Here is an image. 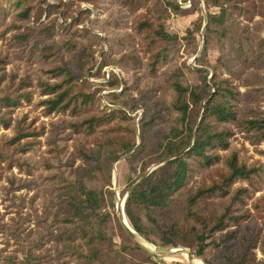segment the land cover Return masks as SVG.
I'll use <instances>...</instances> for the list:
<instances>
[{"label": "trees", "instance_id": "1", "mask_svg": "<svg viewBox=\"0 0 264 264\" xmlns=\"http://www.w3.org/2000/svg\"><path fill=\"white\" fill-rule=\"evenodd\" d=\"M4 1L8 2L12 12L6 27H24L23 31L13 33L12 42L20 45L30 40L29 46L38 48L39 56L47 64L42 69L46 75H37L35 81L38 94L46 95L39 99L45 112H68L72 118L65 126L83 136L92 135L99 125L116 114L120 119V123L109 125L96 134L91 145L86 146L79 141L75 143L77 154L85 161L79 172L72 177V170H68L67 174H50L51 180L57 179L51 192L47 190L49 195L43 197L42 212L35 216L39 228L24 235L18 234L16 240L25 249L20 257L6 255V264H151L150 254L125 229L120 249L112 246V241L104 233L101 225L103 216L98 210L102 205L101 188L104 183L99 190L95 188L97 184L89 183L91 179L98 181V177L110 183L112 162L127 152L126 159L133 175L138 173V161L145 166L149 162L165 160L143 176L125 198V215L137 232L162 245H188L205 264H264L253 251L264 240V232L255 222L248 221L252 211L243 208L244 196L250 189L245 185H231L237 179H244L251 187H259L260 183H264V164H247L239 158L236 148H230L226 154L219 151L230 147L229 137L233 133L230 122L248 133L255 142L264 138V109L246 106L244 114L238 115L237 102L242 93L229 77L218 72L221 68L237 76L246 66H260L264 58V38L255 39L247 32L246 26H239V20L234 16L235 11L246 13L247 4H241L243 0H206L220 8L217 13L207 14L204 33L205 41L210 33H214L219 41L216 63L211 64L214 72L208 77L209 70L193 67L198 72L199 81L190 84L180 67L173 66L166 77L170 78L160 86L158 96L148 94L139 98L142 99L143 114L137 134V127L126 110L113 108L110 112L98 113L99 82L87 78V68L96 63L98 67L112 63L135 69L146 66L148 71L155 73L178 49V35L169 32L160 21L155 22L148 16L139 17L133 28L142 48L149 49L150 56L144 60L136 51L135 35L128 30H119L123 23L116 16L91 18L88 24L85 21L78 26L83 22L80 14L84 13L86 20L90 10L78 9L76 14L68 13L63 7L59 9L63 20L71 19L59 22L61 36L58 40L45 41L50 39L56 25L53 20L44 21L38 15L43 13L49 17L60 6L59 3L0 0V17L9 12L3 5ZM83 1L99 5L107 0ZM111 1L134 9L146 0ZM159 4L163 10L186 8L178 0H160ZM28 21L36 22L28 24ZM200 26L201 23L196 21V28ZM96 28L105 34L102 36L94 31ZM5 30H0L1 36ZM102 40L107 41L117 55L103 50ZM95 45L99 46V60L94 54ZM61 51L69 53L68 57L54 56ZM78 51L80 56L75 69L69 57ZM5 60V55H0V124L12 126L13 133L4 137L5 149L0 151V157L6 159L5 156H9L8 166L15 164L29 172L31 167L36 166V161L19 155L34 148L42 128L31 126L25 113L12 122L10 111L22 100H31L32 88L29 87L32 76L28 71L22 75L6 71ZM197 60L208 62L203 54ZM93 74L98 75L99 69ZM106 83L114 85L111 79ZM124 95H127L131 106L137 104L139 99L126 94L124 89L118 96L120 102L126 100ZM243 97L245 100L264 99V81L243 93ZM136 135L140 140L137 145ZM26 137L31 139H24ZM62 139L64 137L48 140L52 151L67 149ZM7 147L11 150L7 151ZM12 150L19 155L14 156ZM262 152L264 154V149ZM218 162H223V165L217 168V178L211 177L208 183L202 180L196 186L189 184L195 166H210ZM65 166L70 167L71 162ZM15 178L8 177L11 183ZM28 183L22 180L16 186ZM56 188L57 192L54 191ZM107 192L114 195L112 189H107ZM263 196H258L252 204L256 211L262 206L264 208V202L261 204ZM111 203L114 204V201L111 200ZM4 229L0 227V231ZM150 233L155 234L157 239L150 237ZM49 241L53 245L44 247ZM126 249L132 252V255L129 254L131 257L122 253Z\"/></svg>", "mask_w": 264, "mask_h": 264}, {"label": "rangeland", "instance_id": "2", "mask_svg": "<svg viewBox=\"0 0 264 264\" xmlns=\"http://www.w3.org/2000/svg\"><path fill=\"white\" fill-rule=\"evenodd\" d=\"M50 2L59 3L60 6L47 17L46 14H41V19L44 21L53 20L55 22L56 28L50 39L45 41H56L61 36V27L59 26L60 21L63 20V16L60 15L59 9L66 7L68 13H78V9L88 8L90 10L88 19L84 13H81L83 22L79 23L78 26H82L83 23H89L91 18H105L109 15L116 16L119 21H121L122 26L119 30H128L135 35L136 39V51L142 56L144 60H147L150 56L149 49L146 51L142 48L135 33L134 23L139 17L148 16L155 22L163 23L164 27L171 33H176L178 35L180 44L177 50H175L171 56H169L168 61L160 66L158 70L154 72L148 71L146 66L141 68H128L122 67L117 64H106L98 67L97 63L93 67L87 68V78L92 81L99 82L98 86L100 89L98 93L100 95V102L98 103V108H100L98 113L107 111L110 112L113 108H122L130 114V119L135 123L137 127L139 120L143 114V107L141 106L142 99L140 97H145L148 94L158 96L160 94V86L168 80L167 75L173 66L177 65L180 67L183 75L190 84L197 83L199 81L198 72L193 67H202L209 70L208 77H211L214 72L211 64L216 63V58L219 53V41L215 37L214 33L209 34V38L205 41L204 33L207 25V14L217 13L219 11V5L213 2L207 3L206 0H178L182 6H185L184 10H173L172 8H167L163 10L160 6V0H146L142 5L136 6L134 9H130L124 5L114 4L113 1L107 0L102 4L96 5L83 0H48ZM63 2L65 4H63ZM241 4H247L249 7L247 12H234V16L239 20V26L247 27V32H249L255 39L258 37L264 38V0H243ZM3 5L8 9V13L0 17V30L6 28L5 34L0 35V55H5L4 67L6 71H16L18 75H22L25 71H28L32 76V98L30 101L22 100L20 105L11 107L10 115L13 120L16 117L26 114L27 122H30L31 126H36L37 129L42 128V132L36 137L37 143L34 145L32 150H28L25 153L19 155L13 151V155L27 156L36 161V166L31 167V171L19 169L15 164L7 165L9 156H5L6 159L0 157V227H4L5 231H0V264H6V255H17L20 257L23 254V249H25L19 240H16L19 235H24L33 229H38L37 223L35 221V216L37 213H41L44 208L43 197L49 195L50 189L55 186L54 181L51 180V173H66L70 171L71 177L74 173L80 171L81 166H85V161L76 152V144L82 143L91 145L92 138L96 134H99L105 130L107 126H112L120 123L119 116L116 114L112 116L108 122L99 125L96 128V132L92 135H78L73 132L68 126H65L68 119L72 116L68 112L60 111H50L45 112V107L39 102V99L45 97L46 95L38 94V87L35 85L37 75L45 76L42 72L47 64L44 63L42 58L39 56L37 51L38 48L30 47L31 41L28 40L26 43L14 44L12 42V35L17 31H23L24 27H19L17 29H8L6 27L7 22L10 21L12 17V12L9 10L8 2H3ZM43 5V4H42ZM159 14V15H158ZM36 17V15H33ZM71 18L68 17L65 21H69ZM196 21L201 23L200 28H196ZM36 22V21H35ZM34 21H28L27 23L35 24ZM239 27V28H240ZM94 31L98 32L102 36L105 34L104 31L96 28ZM101 45L103 50L109 54L116 53L113 48L110 47L107 41L102 40ZM94 54L97 55V60L100 58L99 46L95 45ZM31 49V50H30ZM204 55V59L208 62H199L197 57ZM59 58L68 57L69 53L58 52L54 56ZM80 52L70 54L69 59L72 61L70 64L76 69L78 67V58ZM68 60V61H70ZM77 66V67H76ZM99 69V74L94 75L93 72ZM163 70H165L163 72ZM218 72L220 75L229 77L233 84L242 93L240 100L237 102L238 115H243L246 106H252L259 109H264V99H253L243 97V93L251 89L254 86L260 85L264 81V58L261 61L260 66L255 67H244L239 75H230L227 71L219 68ZM111 79L113 81L112 86L106 83L107 80ZM124 89L125 93L135 98H138V102L135 106L130 105V101L126 98L123 102L118 100L119 94ZM108 95V96H107ZM109 126V127H110ZM230 126L233 133L229 137L230 147L225 149H219L221 154L228 153L230 148H236L238 151L239 158L244 160L247 164L261 162L264 164V154L262 150L264 149V138L259 142L253 141L248 133L240 130L234 123L230 122ZM108 127V128H109ZM118 131V130H117ZM12 126H4L0 124V151L5 149L4 137L12 135ZM63 145L67 146V149L61 152H56V150H51V146L48 144V140L61 138ZM24 139H31V137H26ZM136 145L138 144L139 137L136 135ZM76 143V144H75ZM61 144V145H62ZM135 145V146H136ZM134 146V147H135ZM7 151L11 150L10 147L6 148ZM129 152L121 154L116 160L112 162L110 169V183H105V178L98 177V181L90 180V185H98L95 187L99 190L100 185H102L103 200L102 205L99 207V212L103 216L102 227L104 233L112 241V246L120 249L124 241V227L120 220V213L117 210L116 203L120 201L119 207L130 191V189L139 182L143 176L148 174L153 168L163 163L164 161L149 162L145 166L142 165L141 161L137 163V171L135 175L132 174L129 163L126 156ZM50 162V164H49ZM71 162V166L67 167L66 164ZM223 162L214 163L210 166L197 165L194 167L192 174L189 178V184L192 186L198 185L202 180L206 183L211 181V177H218L217 168L222 167ZM51 166V167H50ZM53 166V167H52ZM17 177L11 183L8 177ZM19 178V179H18ZM22 180L28 181V184H23L22 186H16ZM232 187L237 185H245L250 189L248 195L244 196L245 203L243 208H248L252 211L249 218V222H255L259 225L264 232V208L256 211L253 209V202H255L260 195H264V183H260L259 187H251L250 184L244 179H237L232 182ZM258 185V183H257ZM107 189H112L114 195L107 192ZM58 191V188L54 189ZM122 191V193H121ZM51 192V191H50ZM53 192V191H52ZM114 201V204L111 203ZM122 200V201H121ZM123 201V210H124ZM264 202V196L261 200V204ZM258 213L262 217H258ZM125 220V219H124ZM132 227L129 219L125 220ZM133 228V227H132ZM22 231V233L20 232ZM24 232V233H23ZM17 233V234H15ZM142 236L147 242H151L159 247H173V248H183L174 249L173 251L182 250L179 253L171 254L169 256H153L150 254L151 264H193L192 261L188 259V251L191 252L192 256L197 259L200 264H205L200 256H197L192 247L177 243L175 245H162L147 239L144 235L137 232ZM17 235V236H16ZM150 237L157 239V236L150 233ZM53 244L51 241L45 244L44 247H51ZM140 246V245H139ZM44 250V248H41ZM40 250V251H42ZM186 250V251H185ZM38 251V250H37ZM52 251V248H51ZM122 251V250H121ZM253 251L256 258L259 261H264V240L260 241L254 248ZM147 252V251H146ZM122 253L131 257L129 254L132 252L122 251ZM148 253V252H147ZM57 258V256H54ZM55 262L58 261L54 259ZM55 264H59L56 262Z\"/></svg>", "mask_w": 264, "mask_h": 264}, {"label": "water", "instance_id": "3", "mask_svg": "<svg viewBox=\"0 0 264 264\" xmlns=\"http://www.w3.org/2000/svg\"><path fill=\"white\" fill-rule=\"evenodd\" d=\"M123 201H124V198H123ZM119 202L120 201H118L117 203H116V207H117V210L119 211ZM123 206V205H122ZM122 206H121V210H122V212H123V214H124V210L122 209ZM120 220H121V222L123 223V225H124V227L126 228V230L130 233V235L132 236V238L145 250V251H147L149 254H151V255H153V256H166V254H161L159 251H161V250H163V249H170V248H173V247H166V248H163V247H159V246H157V245H155V244H153V243H151V242H149L151 245H153L154 246V248L153 249H149V248H147L141 241V239H140V235L137 233V231L134 229V228H132V227H130L126 222H124L123 221V219H121L120 218ZM145 241H147V240H145ZM188 253H189V255H191L192 256V254H191V252H189L188 251Z\"/></svg>", "mask_w": 264, "mask_h": 264}, {"label": "bare ground", "instance_id": "4", "mask_svg": "<svg viewBox=\"0 0 264 264\" xmlns=\"http://www.w3.org/2000/svg\"><path fill=\"white\" fill-rule=\"evenodd\" d=\"M122 201V200H121ZM120 203V202H119ZM123 205V201H122V203H121V205H120V207H119V215H120V217H121V219H123V221L125 222V220H127V217H126V215H125V212H124V214H123V212H122V210H121V206ZM122 209H123V206H122ZM125 219V220H124ZM127 223V222H126ZM128 224V223H127ZM129 225V224H128ZM131 227V226H130ZM140 239L142 240L141 242L147 247V248H149V249H153L154 248V246L153 245H151L149 242H147V241H145V239L142 237V236H140ZM174 249H183V248H168V249H163V250H161V251H159L161 254H166V256H169V255H171V254H175V253H179V252H181L182 250H178V251H173ZM186 251V250H185ZM183 252V251H182ZM165 256V257H166ZM189 257H188V259L190 260V261H192V263L193 264H200V263H197V260L195 259L194 260V257L193 256H191V255H188Z\"/></svg>", "mask_w": 264, "mask_h": 264}, {"label": "crops", "instance_id": "5", "mask_svg": "<svg viewBox=\"0 0 264 264\" xmlns=\"http://www.w3.org/2000/svg\"><path fill=\"white\" fill-rule=\"evenodd\" d=\"M194 260H195V258H194ZM197 260V259H196ZM197 263H200L198 260H197Z\"/></svg>", "mask_w": 264, "mask_h": 264}]
</instances>
